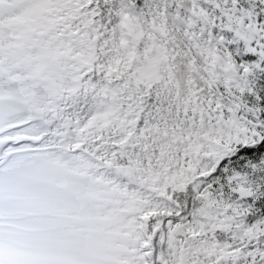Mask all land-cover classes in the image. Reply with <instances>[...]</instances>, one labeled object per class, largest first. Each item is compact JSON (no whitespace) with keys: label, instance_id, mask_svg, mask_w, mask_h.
I'll use <instances>...</instances> for the list:
<instances>
[{"label":"snow or ice","instance_id":"1","mask_svg":"<svg viewBox=\"0 0 264 264\" xmlns=\"http://www.w3.org/2000/svg\"><path fill=\"white\" fill-rule=\"evenodd\" d=\"M0 264H264V0H0Z\"/></svg>","mask_w":264,"mask_h":264}]
</instances>
